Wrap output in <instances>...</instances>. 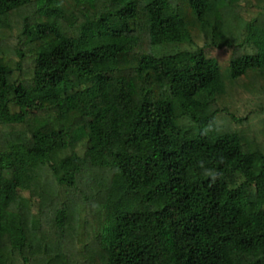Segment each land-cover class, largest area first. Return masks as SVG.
<instances>
[{"label": "trees", "instance_id": "1", "mask_svg": "<svg viewBox=\"0 0 264 264\" xmlns=\"http://www.w3.org/2000/svg\"><path fill=\"white\" fill-rule=\"evenodd\" d=\"M233 88L264 0H0V264H264Z\"/></svg>", "mask_w": 264, "mask_h": 264}, {"label": "rangeland", "instance_id": "2", "mask_svg": "<svg viewBox=\"0 0 264 264\" xmlns=\"http://www.w3.org/2000/svg\"><path fill=\"white\" fill-rule=\"evenodd\" d=\"M238 89H239V92H238ZM232 93H233V95L235 94L234 98L236 99L233 101V104H236L235 105L236 106L235 108L237 110L236 115H238V116H245L246 115L248 117L247 124L245 125L247 133L244 136L247 137L248 140H251L254 138L255 141L257 143H259V145L262 146L263 150H264V113H262L261 111L254 113V111H253L255 108L254 104H256V106H258L259 103L258 102L253 103L254 100H256V98L254 97V99H253L252 96L248 95L247 93L245 94V92H243L242 89H240V88H233ZM262 100H264V97H262ZM229 105L230 104H227V106H229ZM83 182H84V180H82V183ZM82 183H81V185H82ZM82 188L85 189V186ZM79 193H81V192H79ZM81 196L82 195L80 194L78 197H81ZM77 209H79V207L77 208L75 206H72V208H71L72 215L76 214ZM68 239H69V236H68ZM47 245H48V243H47ZM68 248H69V246H68ZM96 249H98V248L97 247L94 248V250H93L94 254L93 255L99 256V252L95 253ZM83 261H85V258Z\"/></svg>", "mask_w": 264, "mask_h": 264}, {"label": "clouds", "instance_id": "3", "mask_svg": "<svg viewBox=\"0 0 264 264\" xmlns=\"http://www.w3.org/2000/svg\"><path fill=\"white\" fill-rule=\"evenodd\" d=\"M204 174L212 177L213 181L217 178V173L214 170H205Z\"/></svg>", "mask_w": 264, "mask_h": 264}]
</instances>
